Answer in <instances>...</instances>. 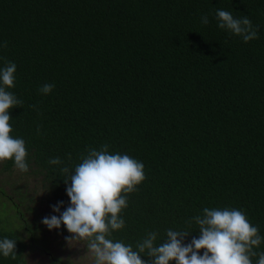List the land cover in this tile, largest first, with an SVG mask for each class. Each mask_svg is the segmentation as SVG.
Returning <instances> with one entry per match:
<instances>
[{"label": "trees", "instance_id": "1", "mask_svg": "<svg viewBox=\"0 0 264 264\" xmlns=\"http://www.w3.org/2000/svg\"><path fill=\"white\" fill-rule=\"evenodd\" d=\"M218 9L247 16L258 39L219 29ZM6 62L16 65L8 91L22 101L9 110L11 135L25 141L48 217L70 205L61 168L106 143L146 175L114 241L135 249L157 232L160 244L171 228L189 231L190 243L199 230L186 222L205 207L242 210L264 237V0H0V69ZM46 83L54 89L43 95ZM55 157L64 163L49 164ZM0 170L18 169L8 160ZM12 192L16 200L0 189L15 224L0 220V240H16L17 256L0 264H25L28 249L50 254L45 225L28 195ZM54 230L71 238L63 225ZM254 250L264 252V240Z\"/></svg>", "mask_w": 264, "mask_h": 264}, {"label": "clouds", "instance_id": "2", "mask_svg": "<svg viewBox=\"0 0 264 264\" xmlns=\"http://www.w3.org/2000/svg\"><path fill=\"white\" fill-rule=\"evenodd\" d=\"M215 16L219 29L242 38L244 43L258 39L259 26H254L247 16L236 18L222 9H218ZM201 23L207 25L208 17L202 16ZM2 46L7 47V42ZM15 72L13 62H6L0 69V162L12 160L16 169L26 173L29 164L25 141L11 135L9 110L22 105V101L8 91L15 87ZM53 89L54 84L46 83L39 92L48 95ZM63 163L59 157L49 160L51 165ZM61 172L68 176L65 184L70 182L71 185L66 188L70 205L59 216L43 218L42 224L49 230L63 225L72 237L68 243H83L93 264H253L254 256H258L256 264H264V252L254 250L264 237L246 214L235 208H203L202 215L186 222L190 225L194 221L199 230L187 244L184 241L190 232L171 228L160 244L156 243L157 232H148L135 249L130 244L114 241L112 234L125 226L121 213L128 206V194L137 190L146 175L142 162L127 154L110 153L106 143L99 149H87L74 169L64 166ZM61 204L53 206V212H59ZM16 243L8 238L0 240V255L15 259ZM142 253H146L147 260Z\"/></svg>", "mask_w": 264, "mask_h": 264}, {"label": "rangeland", "instance_id": "3", "mask_svg": "<svg viewBox=\"0 0 264 264\" xmlns=\"http://www.w3.org/2000/svg\"><path fill=\"white\" fill-rule=\"evenodd\" d=\"M40 181L39 177L33 176L30 172L22 173L19 170H14L12 173H6L0 170V189H4L15 200L16 194L12 192L14 190L20 189L21 193L28 195V200H32L29 206L33 209L36 208L35 216L42 221L43 218L51 215V205L47 202V193L40 187ZM9 212L10 210L3 207V203L0 201V220L4 226L9 220H11L9 225H15ZM29 216L25 215L26 219L30 221L32 217ZM71 238L65 240L54 229L49 230L46 226L43 227L39 239L45 243L44 246L50 254L36 249H28L25 253V264H52V258L58 261L56 264H93L91 256L86 254L87 249L83 243L74 241L68 243Z\"/></svg>", "mask_w": 264, "mask_h": 264}]
</instances>
